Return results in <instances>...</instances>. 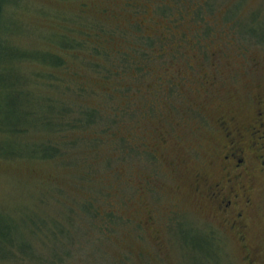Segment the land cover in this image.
<instances>
[{
    "label": "rangeland",
    "instance_id": "1",
    "mask_svg": "<svg viewBox=\"0 0 264 264\" xmlns=\"http://www.w3.org/2000/svg\"><path fill=\"white\" fill-rule=\"evenodd\" d=\"M201 1H6L0 52L10 61L0 65V228L5 222L12 225L14 241L7 247L28 244V264H264L262 174L253 169L250 177L239 178L246 182L253 203L244 208L242 233L225 225L205 190L209 181L223 179L221 158L227 140L222 138L219 116L231 117V126L245 128L254 109L264 110V0H206L213 2L208 11L203 3L197 6ZM158 4L170 8L172 20L160 14ZM197 8L203 17H198ZM134 24L154 37L168 34L156 49L160 56L148 65L150 72L142 80L128 79L136 88L130 93L134 102L142 103L141 113L132 119L121 113L115 117L118 135L136 145L135 151L126 152L127 143L122 147L93 141L113 166L102 170L105 160H94L96 165L90 166L94 177L92 171H82V164L76 167L66 160L28 153L9 156L11 148L30 149L48 140L51 131L41 118L36 124L30 121L39 115L28 114L15 123L25 130L12 132L16 114L17 118L33 106L38 109L48 95L65 98L72 106L85 101L98 106L109 98L102 91L114 87L80 58L89 53L86 49H79L77 54H82L73 68L58 69L60 75L55 71L62 78L55 88L48 86L50 65L32 56L56 49L62 36L55 32L81 37L86 34L77 31L85 28L89 35L100 27L121 32L106 44L129 49L135 40ZM111 95L123 99L117 90ZM90 129L69 133L91 137ZM240 132L248 135L249 130ZM91 142L73 145L68 158L84 150L90 162L96 157ZM114 170L117 176L111 177ZM199 176L204 177L200 188ZM80 197L103 210L102 216L111 210L112 223L105 216V228L89 224L81 213ZM178 219L174 234L170 225ZM186 232L201 238L199 246L207 251L191 244L185 247L180 237ZM6 259L0 256V264H18Z\"/></svg>",
    "mask_w": 264,
    "mask_h": 264
},
{
    "label": "trees",
    "instance_id": "2",
    "mask_svg": "<svg viewBox=\"0 0 264 264\" xmlns=\"http://www.w3.org/2000/svg\"><path fill=\"white\" fill-rule=\"evenodd\" d=\"M7 0H0V24L2 21V10L4 8V5ZM169 1V0H168ZM162 2V0H160ZM203 3V7L207 9V11L211 8L212 3H208L206 0L201 1L197 6L201 5ZM169 7L166 5H157V9L165 17H169L172 14V11H168ZM180 10V9H179ZM178 10V12H179ZM198 17H203L201 14V10L198 8L196 9ZM232 16H228V18H231ZM169 20H172L171 18H168ZM175 24V23H174ZM95 25V24H94ZM4 28V27H3ZM133 28V26H132ZM168 28V27H167ZM2 30V29H1ZM131 32L135 40L133 41V45H129V49L119 48V47H110L106 44V41L110 38H113L114 36L121 34V32L113 31L111 29L107 30L103 27H100V30H96L93 33L87 34V29L85 28V31L78 30L77 32H84L86 35L78 37V34L72 33L69 35H66L64 33L55 32L56 34L61 35V39L59 41L58 46L56 49L49 50L47 52H44L37 56H32L33 59L36 60V62H44L48 63L49 70H52L48 77L50 78V88H55L54 85L61 84L62 78L59 77L57 74L58 69H64V70H70V68H73L72 66L75 63L77 56H79V49L83 50L86 49L89 53H84V55H81L80 58H84L86 61V66L93 69L96 76L102 78L103 80L107 82L113 83L114 87L109 92L112 94L114 90H117L122 95L123 99L117 100L115 99L109 92L102 91L103 93L109 94V98H106L103 103H100L98 106L96 105H90L85 102H80L78 105H70L67 103L65 98H60L59 100L54 97V95H48L45 97L44 100H42L39 103V108L34 110L35 107L33 106L31 110H29L26 113H23L19 115L17 118V114L14 120L11 122L13 124V128L10 130L12 132H23L25 128L24 126L21 127V125L17 126L15 123L20 122L23 120V118L30 114L31 116L37 114L40 117L34 119H31V122H34V124L37 123L38 119L41 118L45 122L46 126L49 127L50 135L49 139L40 142L35 143L28 151V149L23 146L22 148H11L8 151V155L12 156L14 154L18 153H28L29 155H34L36 157L45 158L48 160H66L68 163L72 164L73 166L78 167V164H82L85 168L82 169V171H85L87 173L92 171V176L94 177L96 174L93 173V168L90 166L96 165L94 160L100 159L105 160L108 159V157L104 156V153L101 149H99L98 146L93 145V141H95L94 144L98 143H108L109 145L114 146L121 145L124 146V143H127L125 141V138L118 135V114H126L129 119L134 118L140 111L139 109L142 107V103H136L134 102V98L132 97V94L130 95L131 91L136 90V88H133L132 85H130V82L128 81L129 78H138L139 80H142L143 77L147 72H150V69L148 65L157 60L160 54H156V49L163 46V40L167 38L168 34L164 37L160 36L154 37L152 35L146 34L142 32L140 28V24H134V29ZM209 31V25L207 24V27L204 32L208 33ZM130 33H128L129 35ZM93 35V36H92ZM122 35V34H121ZM0 39H1V32H0ZM155 39H158L156 42ZM4 45H6L5 42H3ZM201 44V42H200ZM62 47L61 49L59 48ZM69 51V53L67 52ZM85 51V52H87ZM80 52V51H79ZM0 65L1 62L5 64V60L8 57H5L2 52H0ZM22 56V54H20ZM20 56V57H21ZM103 59V61H102ZM8 61H10V58H8ZM14 61V60H13ZM11 61L10 63H12ZM80 65H84L83 62L79 61ZM42 64V63H41ZM56 71V73H55ZM131 73V74H130ZM1 74V70H0ZM60 75V74H59ZM62 76V75H61ZM66 77L67 75H63ZM72 79L70 76L69 78L66 77V80ZM4 80V79H3ZM2 80V81H3ZM127 80V81H125ZM2 83V82H0ZM54 83V84H53ZM66 85V81H65ZM100 87V85H97ZM82 88L88 89L89 87L82 85ZM172 86H169V89ZM117 88V89H116ZM93 90H96L94 87H92ZM168 89V90H169ZM172 90V88L170 89ZM59 91V90H58ZM98 91V90H96ZM66 90H64V93ZM108 100H116L115 104H110L106 101ZM152 104H149L148 107H152ZM14 108V105L11 104ZM106 105H110V107L105 110L103 108L106 107ZM44 107V108H43ZM42 108V109H41ZM139 111V112H138ZM141 113V112H140ZM222 117V116H221ZM226 119L225 117H222ZM128 119V120H129ZM20 124V123H19ZM92 128L93 130L91 137H77L75 136L78 132H75L74 135L72 133H69L73 129H77L82 131L85 128ZM94 129H99L100 131H94ZM79 131V132H80ZM83 140H92L91 144L96 149L95 158H93L90 162L87 159L86 151L82 150L78 157H72L68 158V156H71L73 152V145H78ZM97 142V143H96ZM120 147V146H119ZM121 149V148H120ZM136 145H132L130 143H127V151L130 154L132 151H135ZM83 153V154H82ZM6 154V153H5ZM99 163V162H98ZM97 163V164H98ZM112 163H109V160L104 161V165H102V170L104 169H112ZM92 168V169H91ZM97 170V169H94ZM116 170L113 171V173H110L111 177H116L117 173H115ZM99 172V171H98ZM81 179L83 182L86 181L84 174L81 175ZM98 190V189H96ZM98 197H103L104 192L101 190V193L97 195ZM84 197H80L78 200V204L80 205L81 213H85V215L88 217L89 224L91 225H101L100 227L105 228L107 225L105 216L111 220L110 223H112V217H115L112 215L111 210L110 211H104L105 215L102 216L103 210L99 209L97 206L95 207L92 202L84 201L82 199ZM107 199V198H106ZM75 204V203H73ZM76 204V205H78ZM120 218V217H118ZM180 223V220L178 219V222L174 225H170L171 231L174 234L176 233L175 226ZM2 227L0 228V256L3 258L14 260L15 263L18 264H28L27 259L28 256H25V253L29 251V246L27 243H20L18 245V248L15 249L14 247H7V243L9 245H12V236L10 234L12 225L10 223H2ZM181 243H183L186 247V244H191V247H195L199 250H202L206 252L207 250L201 249L202 247L199 246V242L202 241L201 238H197V236H192L189 233L186 232L183 237H180ZM203 242V241H202ZM22 251V254L20 253ZM6 259V260H7Z\"/></svg>",
    "mask_w": 264,
    "mask_h": 264
},
{
    "label": "flooded vegetation",
    "instance_id": "3",
    "mask_svg": "<svg viewBox=\"0 0 264 264\" xmlns=\"http://www.w3.org/2000/svg\"><path fill=\"white\" fill-rule=\"evenodd\" d=\"M219 118L222 138L225 137L227 140L221 158L224 169L223 179L212 183L209 181L205 190L210 201L216 204V211L223 214L225 225L231 230L242 233L244 229L242 214L245 209L253 207V203L246 192V182H240L239 178L250 177L253 169L264 177V110L259 106L254 109L245 128L240 124L231 126L230 121L233 119L231 117L224 119L219 116ZM240 129L249 130L248 135L240 132ZM250 162L253 164L251 165ZM254 165L258 168L256 169ZM197 181L199 188L202 187L204 177L199 176ZM238 198L239 200L236 201ZM228 211L232 214L227 215Z\"/></svg>",
    "mask_w": 264,
    "mask_h": 264
}]
</instances>
